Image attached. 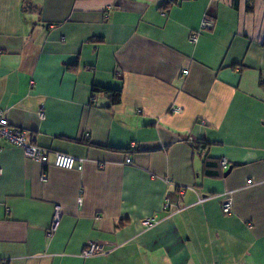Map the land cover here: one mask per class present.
Instances as JSON below:
<instances>
[{"label":"crops","instance_id":"obj_1","mask_svg":"<svg viewBox=\"0 0 264 264\" xmlns=\"http://www.w3.org/2000/svg\"><path fill=\"white\" fill-rule=\"evenodd\" d=\"M261 83L264 0H0V264H264Z\"/></svg>","mask_w":264,"mask_h":264},{"label":"built area","instance_id":"obj_2","mask_svg":"<svg viewBox=\"0 0 264 264\" xmlns=\"http://www.w3.org/2000/svg\"><path fill=\"white\" fill-rule=\"evenodd\" d=\"M212 27H213V22L209 20V18L204 17L201 22V28L211 29ZM189 42L191 44H196L197 35L196 34L191 35L189 38ZM183 74L186 75L187 72L184 71ZM173 111L180 112L179 108H174ZM38 116L41 120H43L42 114H39ZM3 143L21 149L26 158H30L38 162L46 163L49 152L37 146L34 140L30 142L28 140L26 132L11 128L5 118L4 113L0 110V151L2 150ZM51 155L53 157L52 165L53 167L57 169L71 171L75 168L77 170H80L81 168L80 166L81 161L75 160L74 158L70 156L60 154V153H53ZM125 163L131 164V161L127 158L125 160ZM220 166L226 169L227 168L226 160L222 159L220 161ZM0 174H1V170H0ZM41 179L42 181H44L45 177L43 176ZM248 184H251V182H249ZM203 201L204 200H199V202H203ZM165 207H168V204H166ZM220 208L224 215L231 214L232 199L229 195H226L224 199L221 200ZM58 217H59L58 209H56L53 222H52V226L48 233L53 231L58 221ZM154 223H155L154 220H147V221H144L142 225L148 228V227L153 226ZM104 253H106V251L103 245L98 244V243H89L88 245L85 246L81 255L83 258H92V257L103 255Z\"/></svg>","mask_w":264,"mask_h":264},{"label":"trees","instance_id":"obj_3","mask_svg":"<svg viewBox=\"0 0 264 264\" xmlns=\"http://www.w3.org/2000/svg\"><path fill=\"white\" fill-rule=\"evenodd\" d=\"M171 5L172 3L165 4L161 6L159 10H162L163 12H167L168 9L171 7ZM261 86L264 88V83H261ZM92 93L93 94H103L108 100L109 108L119 105L121 102V89H111V88H103V87L94 86L92 87ZM208 146H210V144L199 141L195 148L201 149L202 151H204L205 149H207ZM205 159H206L205 165H206V168L208 169L210 168L212 169L213 167L218 166L219 164V162L209 160L207 158ZM207 174L211 175L212 173L209 171L207 172Z\"/></svg>","mask_w":264,"mask_h":264},{"label":"water","instance_id":"obj_4","mask_svg":"<svg viewBox=\"0 0 264 264\" xmlns=\"http://www.w3.org/2000/svg\"><path fill=\"white\" fill-rule=\"evenodd\" d=\"M231 171V168H228V170L226 171V173L224 174V176H227Z\"/></svg>","mask_w":264,"mask_h":264}]
</instances>
